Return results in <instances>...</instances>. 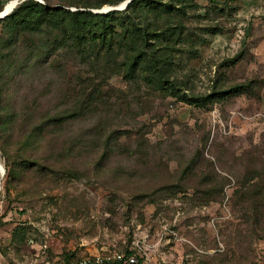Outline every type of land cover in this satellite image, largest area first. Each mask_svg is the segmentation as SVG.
Segmentation results:
<instances>
[{"label": "rangeland", "instance_id": "rangeland-1", "mask_svg": "<svg viewBox=\"0 0 264 264\" xmlns=\"http://www.w3.org/2000/svg\"><path fill=\"white\" fill-rule=\"evenodd\" d=\"M111 1L80 0L100 12ZM198 2L168 67L176 92L144 76L88 79L70 56L0 81L5 97L46 94L54 114L75 113L59 129L52 183L29 174L18 192L6 172L0 179V264L98 253L134 254L138 264H264V0ZM0 39L7 52L2 24ZM17 48L24 59V43ZM244 83L248 91L226 93Z\"/></svg>", "mask_w": 264, "mask_h": 264}, {"label": "trees", "instance_id": "trees-1", "mask_svg": "<svg viewBox=\"0 0 264 264\" xmlns=\"http://www.w3.org/2000/svg\"><path fill=\"white\" fill-rule=\"evenodd\" d=\"M124 1L114 0L110 4ZM210 1L219 4V0ZM101 5L83 4L80 0L61 5L47 0H24L16 6L0 19L10 37L9 50L0 51V81L13 82L36 68L39 61L52 67L55 57L70 56L77 64L88 67V79L123 75L133 80L144 76L149 83L161 89L168 86L176 92L178 86L170 79L168 67L177 46L183 44L185 18L201 8L198 0H132L124 9H92ZM2 10L3 6L0 13ZM37 36L40 42L33 40ZM20 42L26 50L24 59L17 48ZM250 87L249 83L238 84L226 93H243ZM217 94L195 96L191 101L206 104ZM5 95L0 87V158L8 188L23 192L27 187L24 177L33 173L52 183L59 129L75 113L54 114L48 108L46 94L29 101L23 97L21 100V94ZM94 95L87 94L76 113L83 114Z\"/></svg>", "mask_w": 264, "mask_h": 264}, {"label": "built area", "instance_id": "built-area-1", "mask_svg": "<svg viewBox=\"0 0 264 264\" xmlns=\"http://www.w3.org/2000/svg\"><path fill=\"white\" fill-rule=\"evenodd\" d=\"M71 264H138V258L134 254L126 256L121 253H98L91 256L75 258L71 261Z\"/></svg>", "mask_w": 264, "mask_h": 264}, {"label": "water", "instance_id": "water-1", "mask_svg": "<svg viewBox=\"0 0 264 264\" xmlns=\"http://www.w3.org/2000/svg\"><path fill=\"white\" fill-rule=\"evenodd\" d=\"M24 1V0H23ZM132 0H130V2H131ZM129 2V3H130ZM16 3H18V4H20V3H22V2H19V0H16ZM128 5V3L127 4H125V1L120 5V6H111V7H109V8H107L106 9V12L107 11H109V10H112V9H124L126 6ZM14 9H12V10H9L7 7H5L4 8V10H2V12L0 13V19H2V18H4V17H6L7 15H9L12 11H13ZM1 164V163H0ZM4 167V166H3ZM5 169V168H4Z\"/></svg>", "mask_w": 264, "mask_h": 264}, {"label": "clouds", "instance_id": "clouds-1", "mask_svg": "<svg viewBox=\"0 0 264 264\" xmlns=\"http://www.w3.org/2000/svg\"><path fill=\"white\" fill-rule=\"evenodd\" d=\"M19 2H23V0H19ZM41 3H43V0H40ZM130 0H125V4L129 3ZM5 174V169L2 164H0V179H3Z\"/></svg>", "mask_w": 264, "mask_h": 264}, {"label": "bare ground", "instance_id": "bare-ground-1", "mask_svg": "<svg viewBox=\"0 0 264 264\" xmlns=\"http://www.w3.org/2000/svg\"><path fill=\"white\" fill-rule=\"evenodd\" d=\"M16 5V2L15 1H13L11 4H10V6L9 7H7L9 10H12L13 9V7ZM12 8V9H11Z\"/></svg>", "mask_w": 264, "mask_h": 264}]
</instances>
